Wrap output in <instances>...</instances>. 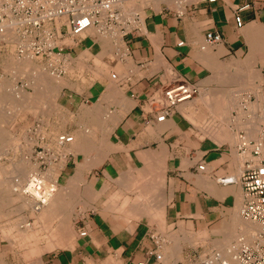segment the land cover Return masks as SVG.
<instances>
[{"label":"crops","instance_id":"1","mask_svg":"<svg viewBox=\"0 0 264 264\" xmlns=\"http://www.w3.org/2000/svg\"><path fill=\"white\" fill-rule=\"evenodd\" d=\"M139 5L138 31L120 36V45L105 34L86 31L65 49L70 60L58 76L64 84L54 99L57 116L47 130L58 128V135L73 136L61 150L65 157L55 177L57 186L73 193L72 212L49 231L60 234L59 243L25 248L30 264H136L152 248L151 233L164 240L166 264H192L211 238L226 230L227 244L236 228L241 226L236 235L243 231L245 221L234 220L241 204L239 186L220 185L213 176L238 174L235 133L245 130L256 137L264 122V0H143ZM244 5V25L235 29L233 15ZM208 31L221 41L202 48ZM2 44L0 55L7 50ZM244 76L243 84L258 81L260 97L234 91L239 109L230 113L236 120L226 122L233 135L216 137L194 126L191 110L203 107L194 99L161 122L144 106L154 90L177 78L212 90ZM4 84L0 79V97ZM36 124L34 120L31 127ZM230 125L242 126L232 132ZM248 128L256 134L250 136ZM199 164L204 171L196 169ZM137 196L143 200L134 206ZM59 200L45 215L48 223L59 216ZM68 221L77 234L70 243L62 236ZM179 229L207 232V238L190 246L178 241L183 238ZM81 231L84 236L78 235Z\"/></svg>","mask_w":264,"mask_h":264},{"label":"built area","instance_id":"2","mask_svg":"<svg viewBox=\"0 0 264 264\" xmlns=\"http://www.w3.org/2000/svg\"><path fill=\"white\" fill-rule=\"evenodd\" d=\"M125 1L128 0H3L0 3V34L7 31L14 34L13 52L17 58L41 59L50 74L59 76L70 60V54L65 49L88 29L98 34L117 29L121 36L130 31H138V13H125L118 8ZM245 8L247 5L236 9L233 15L235 29L244 25L240 12ZM220 41L217 33L208 31L204 35L202 48L216 45ZM199 88L195 83L177 78L154 90L145 100L144 106L153 115L155 122H161L178 106L193 100ZM36 127L39 125L31 129ZM41 140L43 138L38 141ZM71 140L70 135H57L54 140L57 148L37 146L39 149L33 150L37 170L30 178L41 200L42 190H38L40 179L34 176L37 172L44 173L50 166L59 167L65 157L61 150ZM234 154L240 160L238 174L214 175L213 178L220 185L239 186V215L244 221L257 225V230L251 242L245 243L239 237L235 250L229 252L226 249V253L230 254L233 264H264V122L258 128L256 137H248L245 130L235 133ZM196 169L202 172L204 165L199 164ZM34 200L38 206L42 205L41 200ZM84 234V231L78 233L79 236ZM149 240L152 248L136 264H166L161 252L164 240L155 233L149 235ZM192 264L229 263L223 253L213 248L199 255Z\"/></svg>","mask_w":264,"mask_h":264},{"label":"rangeland","instance_id":"3","mask_svg":"<svg viewBox=\"0 0 264 264\" xmlns=\"http://www.w3.org/2000/svg\"><path fill=\"white\" fill-rule=\"evenodd\" d=\"M142 1L143 0H133V2L130 1L129 3H131L132 5L134 4L133 7L132 6L130 7L128 2L123 3V5L128 4L130 8V10H128L125 13H128L129 11L139 12L138 10L140 6L139 4ZM91 32L92 31H90L89 33ZM93 33H94V30H93ZM11 35L12 34L8 31L5 33V36L0 34V40L3 38L4 39L6 38L4 42H1V43H3L2 45H4L5 48L7 49L4 54L0 55V73H1L0 79L5 80L4 93L6 94V91H7L9 94L7 96L3 94L0 97V110H1L0 111V130L4 131L3 134H5L3 135L4 138H1L0 136V155H1L0 156V245H3V250L2 249L0 250V253L2 251V254L0 255V259H2L4 263H9V264H30V262L32 263L33 260H31L29 257L24 255L25 254L24 251H25V248L31 247V243H34L37 248L41 247L40 243H44V246L49 245L51 243H59L58 238L60 236L56 235V236H53L52 238L49 231L50 230L52 231L55 228V226L58 225V221L60 220V218H62L63 215L70 217V212H72L71 207H72V201H73L72 200L73 193L71 190H69L68 187L65 188V187L57 186L56 193L54 194V198H56L55 201H58L60 197L59 204L57 206V209H58L57 214L59 212L60 213H59V216L57 215L56 217H53V219L49 223L47 222L49 224V228L47 227L48 224H46V227L48 229H45L46 227H44V230H43V226L45 225L41 223L42 221L39 217L40 213H42L43 211H41L40 213L39 212L34 213L30 207L31 199L27 197L26 195H24V193L20 195L19 194L20 192L16 191V188H14V185L12 184V182L17 183V181H20V180L24 181L22 180L23 176L19 174L20 171L22 172V170H20L21 166L19 165L24 164L23 167L25 168L24 171L27 175V179L29 176L33 175V173L37 170V164L34 161V155H33V150L37 151L39 149V148H36L37 146L57 148L56 145L54 146V140H55V137L58 135L59 130L58 128H53V127L47 130V126L51 125V122L49 120L52 117L55 118L57 116V111H55L54 99L58 93V90L64 84V82L58 76L50 74L47 68H45V65L43 64L41 59L17 58L14 55L13 48H12L14 37ZM97 36L101 37L100 34ZM104 36L106 37L105 39H110L111 41H114L115 44L120 45L119 39L121 35L119 36V31L117 29H113V31H109L105 33ZM19 59H22V60H19ZM6 69H8V71H6ZM20 70H23V72ZM228 75H234V74L229 73ZM242 75L244 74L242 73ZM245 76L243 77L242 81L239 79H237L236 81L234 79H229L228 82L225 81L224 87L218 88V86L217 87H215V85L212 86V88H218V89H212V90L202 89L200 93L201 95L197 96L194 99V101L203 107H193V109L191 110L193 113V117L189 118V121L194 126L198 127L201 131H204L207 133L212 132L211 134L215 135L216 137L218 136L221 137L224 135L227 136L228 134L231 135V133L228 132L229 130L227 128L226 122H229L230 119L236 120V118L231 117L230 113L232 112V110L234 111L235 109H239L236 106L237 100H236L234 91L236 89H240V90L251 92L252 94H254L255 98L257 95L260 97V93H256V89L259 90V85L257 84L258 81L254 79L250 85L243 84L245 81ZM248 88L250 89V91L248 90ZM50 94L52 97L50 96ZM209 95H211L210 101H212L211 103L213 104V105L209 104L211 106H209L208 103H206V101L205 102L202 101V98H205V97L208 100ZM212 95H214L215 97L214 99L212 98L213 97ZM197 98H199L200 100ZM215 104L217 105L216 106L217 109L215 107L214 108L215 110H214L211 107H214ZM247 108L250 109L249 104L247 105ZM216 110L220 112H217ZM216 113L218 114L216 115ZM14 114H16L15 117L11 121H9L10 117ZM4 117L6 118L8 117L7 119L9 120L3 121L2 119H4ZM226 119L229 121H227ZM34 120L38 121L40 124H39V127H36L34 130H32L31 124ZM240 126L241 125L239 126L230 125V129L233 132V129L234 130L238 129ZM222 127H223V130H221ZM205 128H208V129L206 130ZM28 130L30 132H28ZM216 130L217 131L221 130L219 131L220 134L217 135ZM248 130H249L250 136H254L256 134V132L251 134L250 132L251 128H248ZM87 131H90V130L87 129ZM40 138H43V140H41L42 142L38 141ZM2 139H4V141L6 140L5 141L6 143H4L3 148H2V145H3ZM74 139L76 138L74 137ZM13 169L17 173L15 171L13 172ZM16 169L17 170L19 169V170L17 171ZM48 169H49L48 174H44L46 183L55 182V177L58 173V170L56 169L55 166H50L45 171H47ZM47 176H49L50 179ZM88 196L90 197L89 192H88L87 197ZM24 197L26 198L25 201H27V203H24L20 200L21 198L22 200H24L25 199ZM142 200L143 198L137 196V200L133 201L132 205L138 206V204L139 205L141 204ZM29 202L30 204H28ZM17 209H22V210L20 212H16ZM136 209L137 211H139L140 207H137ZM44 210H47V208H44ZM120 210L124 212L126 211V213L128 212V209H120ZM136 214L139 215L140 213L135 212V215ZM43 216L44 217L41 216V218L46 219L44 214ZM235 218H239V220H241V223H244V221H242L243 219H241L239 215V211H237ZM45 219L43 220V222H45ZM36 220L37 222L34 223V225H32V223ZM27 224H29L28 227H26ZM248 225L252 227L253 224L248 223L247 226ZM254 226L257 229V225L254 224ZM242 229L244 230V228ZM187 231L189 232L186 233V232H183L182 230H180V233L178 232L183 237L182 239H179L178 241H183V242L188 241L190 246L193 245L194 247H197L198 245L199 246L202 245L204 240L207 238V232H204V233L198 232L194 234V232L190 229H188ZM238 231H241L240 227L235 229V232H233V235L230 234L232 236L228 238V241L226 244V242H224V239H223L225 238V233H226V230H224L222 234H218L219 235L218 238H215V239L211 238L209 240L210 242L208 244L209 245L208 248H206L200 254L202 255L208 250L214 248L220 251L221 253H223L225 256L226 248L224 247L227 246L228 248L230 241H232L233 238H236V236L234 237V234L236 235ZM32 232L35 233V236L29 238L30 237L29 235L33 234ZM174 233H175V230H174ZM76 236L77 234L72 230V225L69 222L68 227L65 230L64 237L67 239L66 241L70 243L73 241L74 237ZM194 262L195 261L191 263H194ZM0 264H1V261H0ZM35 264H38V261H36Z\"/></svg>","mask_w":264,"mask_h":264},{"label":"bare ground","instance_id":"4","mask_svg":"<svg viewBox=\"0 0 264 264\" xmlns=\"http://www.w3.org/2000/svg\"><path fill=\"white\" fill-rule=\"evenodd\" d=\"M3 0H0V3L2 2ZM130 1H132L133 2V0H128V1H125V2H122V3H120L119 5H118V8L120 9V10H122L123 12H127L128 10H130V8H129V6H128V4L127 5H123V3H129ZM129 5H130V7L132 6H134V4L132 5L131 3H129ZM132 9V8H131ZM142 23V22H141ZM90 31H93L92 29H88L87 30V32H90ZM113 31V30H112ZM112 33V32H111ZM11 36H13L14 34L11 32ZM85 34V33H84ZM83 34V35H84ZM113 34V33H112ZM1 35H4L5 36V34H1ZM90 35H93V32H91L90 33ZM102 35V34H101ZM121 35V33L119 32V36ZM14 37V36H13ZM102 37V36H101ZM105 37V36H104ZM114 37V36H113ZM116 37V36H115ZM3 38V37H2ZM6 39V38H5ZM4 38L3 39H1V40H5ZM115 39V38H114ZM11 40H12V38H11ZM120 40V39H119ZM6 41H8V40H6ZM14 41V40H13ZM116 42H118V41H116ZM75 44V43H74ZM13 48V47H12ZM112 54V53H111ZM19 60H22V59H19ZM17 62H19V61H17ZM26 63V62H25ZM28 63V62H27ZM16 64H18V63H16ZM21 68V67H20ZM24 70V69H23ZM23 70H20V71H22L23 72ZM78 70V69H77ZM16 74H17V72H16ZM40 74H42V73H40ZM225 74V73H224ZM237 76V75H236ZM13 77V76H12ZM230 77V76H229ZM255 78V77H254ZM41 79V78H40ZM56 79V78H55ZM234 79V78H233ZM224 80V79H223ZM222 80V81H223ZM225 81V80H224ZM40 82H42V81H40ZM228 82V81H227ZM48 83V82H47ZM227 85V84H226ZM111 87V86H110ZM50 88V87H49ZM33 89V88H32ZM114 90V89H113ZM9 91V90H8ZM201 91H202V89H201V87L199 88V93H198V95L197 96H199V95H201L200 93H201ZM47 92H48V90H47ZM227 92V91H226ZM230 92V91H229ZM14 93V92H13ZM206 93V92H205ZM219 93V92H218ZM207 94V93H206ZM4 95H9L8 94V92L6 91V94L4 93ZM26 96V95H25ZM50 96H51V94H50ZM196 96V97H197ZM213 97V99L215 98L214 97V95H212ZM215 96H216V94H215ZM49 97V96H48ZM52 97V96H51ZM195 97V98H196ZM205 97V96H204ZM210 97H211V95H209V98H208V100H207V98L205 97V98H202V101H206V103H208V105L209 104H211V105H213L211 102L212 101H210L211 99H210ZM5 98V97H4ZM194 98V99H195ZM218 98V97H217ZM226 98V97H225ZM8 99V98H7ZM25 99V98H24ZM197 99H199V98H197ZM5 100V99H4ZM200 100V99H199ZM225 100V99H224ZM215 101V100H214ZM5 102V101H4ZM19 102V101H18ZM42 102H44V101H42ZM225 102V101H224ZM232 102V101H231ZM189 103V102H188ZM215 103V102H214ZM51 104V103H50ZM211 105H209V106H211ZM217 105L215 104V107H216ZM17 107V106H16ZM215 107H211V108H215ZM219 107V106H218ZM13 108V107H12ZM208 108H210V107H208ZM221 108V107H220ZM212 109V110H213ZM216 109H217V107H216ZM219 109V108H218ZM215 110V109H214ZM220 110V109H219ZM1 111V110H0ZM254 111V110H253ZM216 112V111H215ZM214 112V113H215ZM220 112V111H219ZM225 112V111H224ZM15 113V112H14ZM91 114V113H90ZM218 113H216V115H217ZM224 114V113H223ZM15 115L16 114H14V115H12L11 117L10 116H8V117H10V120L9 119H7L6 117H4V119H2L3 121H11L14 117H15ZM221 116H223V115H221ZM47 117V116H46ZM221 118V117H220ZM225 120V119H224ZM227 120V119H226ZM238 120V119H237ZM208 121V120H207ZM227 121H229V120H227ZM234 122V121H233ZM207 126V125H206ZM226 126V125H225ZM242 126V125H241ZM245 126V125H244ZM253 127V126H252ZM209 128V127H208ZM208 128H205L206 130L208 129ZM30 130V129H29ZM29 130H28V132H29ZM221 130H223V127L221 128ZM221 130H219V131H221ZM226 130V129H225ZM42 131V130H41ZM217 131V130H216ZM219 131H217V135L218 134H220V132ZM3 132L4 131H2V130H0V136H1V138H4V136L3 135H5V134H3ZM226 132V131H225ZM229 132V131H228ZM227 132V133H228ZM212 133V132H211ZM226 133V134H227ZM231 133V132H230ZM222 134V133H221ZM225 134V133H224ZM252 134V133H251ZM231 135H232V133H231ZM7 136V135H6ZM225 136V135H224ZM73 137V136H72ZM219 137V136H218ZM227 138V137H226ZM229 138V137H228ZM251 138V137H250ZM6 139V138H5ZM12 140V139H11ZM17 140V139H16ZM6 141V140H5ZM4 141V139H2V148L4 147V143H6ZM71 141H73V140H71ZM6 150V149H5ZM1 156V155H0ZM24 165V164H23ZM23 165H19V166H21L19 169L20 170H22V172L20 171L19 172V174L20 175H22L23 176V178H22V180H24V181H17V183L16 182H12V184L14 185V188H16V191L17 192H20L19 194L21 195V194H23L24 193V195H26L27 197H29L31 200H30V202H31V205H30V207H31V209H32V211L34 212V213H40L41 211H43L42 213H40V215H42V217H44L43 216V214L44 215H47V217L49 216L48 214L50 213L49 211H51L52 209H53V207L54 206H56L57 204H56V202L57 201H55L56 200V198H54V194L56 193V189H57V185H56V183L55 182H52V183H46V180H45V178H44V174H48V171H49V169L47 170V171H45L44 173H36V175L34 176L35 178H38V179H40V182H38V190H42V200L40 199V195H39V193L37 192V191H35V188H36V185L35 184H31L32 182H31V178H30V176L28 177V179H27V175H26V173H25V168L23 167ZM143 168V167H142ZM15 169V168H14ZM13 169V172L15 171ZM18 169V170H19ZM1 170H3V169H1ZM17 170V169H16ZM17 170V171H18ZM142 170V169H141ZM147 171V170H146ZM12 172V173H13ZM16 172V171H15ZM149 172V171H148ZM10 173V172H9ZM17 173V172H16ZM28 174V173H27ZM10 175V174H9ZM13 176H15V175H13ZM10 177H12V176H10ZM48 178H49V176H47ZM50 179V178H49ZM10 181V180H9ZM68 184V183H67ZM24 187V188H23ZM66 188V187H65ZM126 189V188H125ZM66 191V190H65ZM69 192V191H68ZM153 193V192H152ZM66 194V193H65ZM68 195H69V193H68ZM88 195V194H87ZM25 196V197H26ZM24 197V198H25ZM20 198V197H19ZM23 198V199H24ZM156 198V197H155ZM34 199H39V200H41L42 201V205H40V206H38L37 204H35V200ZM22 202H24V203H27V201H25L26 200V198L24 199V200H22V198L20 199ZM124 200V199H123ZM141 200V199H140ZM51 201V202H50ZM21 202V203H22ZM30 202L28 203V204H30ZM50 202V203H49ZM54 202V203H53ZM67 202V201H66ZM19 205V204H18ZM135 206V205H134ZM44 208H47V211L46 210H44ZM72 208V207H71ZM56 209V208H55ZM123 209V208H122ZM133 209V208H132ZM131 209V210H132ZM58 210V209H57ZM130 210V209H129ZM141 210V209H140ZM45 211V212H44ZM53 211H54V209H53ZM135 211V210H134ZM17 212H20V211H18V209H17ZM48 213V214H47ZM71 213V212H70ZM51 214V213H50ZM59 214V213H58ZM134 214V213H133ZM236 214V213H235ZM51 216H53V214L51 215ZM55 216V215H54ZM46 217V218H47ZM63 217H65V216H63ZM68 217V216H67ZM53 218V217H52ZM70 218V217H69ZM42 219V218H41ZM45 219V218H44ZM63 219H65V218H63ZM236 219V218H235ZM67 220V219H66ZM61 221V220H60ZM244 221V220H243ZM47 221H45V222H41L42 224L43 223H46ZM63 222V221H62ZM68 222H70V221H68ZM246 222V221H245ZM248 223H250V222H247V223H244V224H242L243 225V228H244V230L241 232V233H239V234H237L236 235V238H233L234 240L229 244V246H228V248H226V249H229V252H232L233 250H235V248H236V241L238 240V238L239 237H241L242 239H243V241L245 242V243H249V242H251V240H252V236H253V234H254V232L257 230L255 227H253L254 226V223H251V224H253L252 225V227L250 226V225H248L247 226V224ZM48 224V223H47ZM62 225H63V223H62ZM239 225V224H238ZM29 226V224H27L26 225V227H28ZM63 226H65V225H63ZM44 227H46V226H43V230H44ZM62 227V226H61ZM68 227V226H67ZM67 227H62V228H67ZM241 227V226H240ZM45 229H47V227L45 228ZM232 229V228H231ZM247 229V230H246ZM56 230V229H55ZM54 230V231H55ZM63 230V229H62ZM61 230V231H62ZM66 230V229H65ZM233 230V229H232ZM52 232V231H51ZM50 232V233H51ZM62 232H64V231H62ZM228 232V231H227ZM58 234H59V232H57ZM55 236H56V234H55V232L53 233ZM226 234V233H225ZM60 235V234H59ZM58 235V236H59ZM230 235V234H229ZM62 236H64V235H62ZM34 237V236H33ZM51 237L53 238V236H52V234H51ZM225 237H226V235H225ZM26 240V239H25ZM225 240V239H224ZM226 240H227V238H226ZM217 250V249H216ZM218 251V250H217ZM231 256H230V254H228V263L229 264H233V262L231 261V258H230Z\"/></svg>","mask_w":264,"mask_h":264}]
</instances>
